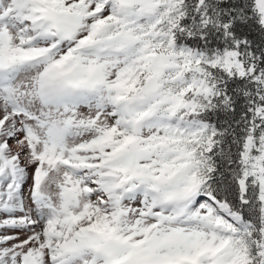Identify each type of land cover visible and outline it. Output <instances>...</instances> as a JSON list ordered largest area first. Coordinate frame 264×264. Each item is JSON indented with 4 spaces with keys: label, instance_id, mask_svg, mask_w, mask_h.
I'll return each mask as SVG.
<instances>
[{
    "label": "snow or ice",
    "instance_id": "6c2138e0",
    "mask_svg": "<svg viewBox=\"0 0 264 264\" xmlns=\"http://www.w3.org/2000/svg\"><path fill=\"white\" fill-rule=\"evenodd\" d=\"M0 264H264V0H0Z\"/></svg>",
    "mask_w": 264,
    "mask_h": 264
}]
</instances>
